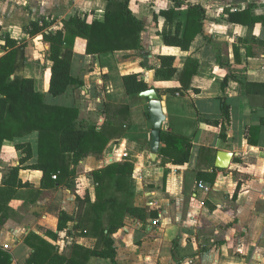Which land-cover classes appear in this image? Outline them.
<instances>
[{"label":"crops","instance_id":"obj_1","mask_svg":"<svg viewBox=\"0 0 264 264\" xmlns=\"http://www.w3.org/2000/svg\"><path fill=\"white\" fill-rule=\"evenodd\" d=\"M181 3L177 8L175 0H131L134 15L145 22L139 50L91 55L86 52L87 40L77 37L72 74L84 84L71 86L59 96L49 92V43L42 34L29 37L24 28L44 18L46 31H56L79 11H86L90 22L103 20L108 0H0V56L4 34L26 39L28 61L23 74L35 79L37 90L49 103L78 107L81 126L92 123L100 128L112 120L120 127L100 155L89 154L73 165V176L79 175L85 184L87 174L92 177L93 170L110 164L116 154L127 152L122 161L134 164L129 189L134 193L133 204L146 217L126 214L124 226L112 234L119 264H264V124L256 143L249 140L256 137L248 132L264 119V96L245 93L243 85L264 83V23L230 20L231 13L245 9L253 16H264V0ZM188 4L204 6L202 32L189 49L166 45L160 33L173 31L176 21L185 20ZM174 7L175 22L170 23L160 12ZM160 55L176 57L178 72L170 80L155 78ZM189 58L199 63V70L187 90H178ZM130 73H140L159 89L166 115L162 132L191 140L185 164H174L160 153L151 157L149 100L126 92L123 76ZM225 105L230 107V120L225 125L211 123L223 118ZM24 142H30L34 150L25 162V153L16 147ZM38 142L35 131L4 141L0 149V249L11 256V264H26L34 247L43 242L67 256L74 245L94 248L98 243L88 229L75 227L76 218L66 229H58L60 212L75 217L80 200L86 197L81 189L74 191L70 182L42 187L43 172L26 168L38 162ZM164 145L161 140L160 147ZM221 152L233 153L228 168L217 167ZM16 166L22 167L19 177L30 186L5 185ZM212 172H216L213 183L199 178ZM90 186L95 194L94 181ZM90 199L94 201L96 194ZM87 264L113 262L91 256Z\"/></svg>","mask_w":264,"mask_h":264},{"label":"trees","instance_id":"obj_2","mask_svg":"<svg viewBox=\"0 0 264 264\" xmlns=\"http://www.w3.org/2000/svg\"><path fill=\"white\" fill-rule=\"evenodd\" d=\"M131 0H108L105 18L103 20H88L86 11H79L64 22V27L56 31H46L48 23L44 18L33 21L24 28L29 37L43 35L49 43L47 59L51 61L49 92L59 96L67 92L69 87H81L82 79L72 74L73 46L77 37L87 40V54H103L118 50L142 48V33L145 22L136 17L130 7ZM176 7L182 5L181 0H175ZM176 7L161 10L170 23L175 22ZM206 14L201 4H188L185 20L175 22L173 31H163V42L166 45L189 49L193 39L202 32L203 20ZM230 20L243 24L264 23V16H253L249 9L230 14ZM27 41L4 34L2 48L4 54L0 56V149L6 140H15L32 132L39 133L37 147L38 162L26 166L43 172L42 187H56L68 184L73 177V165H76L89 154L100 155L110 140L120 132V127L109 120L100 128L95 124L81 126L78 124L79 108L51 104L45 94L38 91L36 81L26 77L23 71L27 65ZM160 66L156 67L157 80H170L178 69L174 65L176 57L160 55ZM145 64V63H143ZM199 63L189 58L180 74L181 87L187 90L191 78L198 72ZM123 83L129 95H138L150 88L159 89L145 81L140 73H130L123 76ZM245 93L264 96V83L244 82ZM160 92V91H159ZM150 116L149 113H147ZM231 111L225 105L223 118L210 122L225 125L230 120ZM264 119L258 125L251 126L248 132L256 139H249L256 143ZM224 138L225 134L221 133ZM164 146L159 153L174 164H185L189 160L191 140L185 136L170 132H161ZM17 149L23 150V162L33 157L34 150L30 142L16 144ZM22 167H13L5 185L9 187H26L29 183L19 177ZM134 172L131 161H115L107 166L93 170L96 199L80 200L79 209L75 217L61 211L58 229L64 230L68 222L76 218V228L84 227L91 234L98 237L97 246L88 248L74 245L71 255L67 256L54 251V247L43 242L36 245L26 264H87L91 256L109 258L113 264H119L117 248L112 234L124 226L126 214L138 218H145L144 211L133 204L134 193L129 189V180ZM57 177L54 178L53 176ZM199 178L213 183L216 172L202 173ZM157 213H154L156 216ZM9 254L0 249V264H11Z\"/></svg>","mask_w":264,"mask_h":264},{"label":"water","instance_id":"obj_3","mask_svg":"<svg viewBox=\"0 0 264 264\" xmlns=\"http://www.w3.org/2000/svg\"><path fill=\"white\" fill-rule=\"evenodd\" d=\"M142 98H147L148 102V111L150 114L151 121L153 123L152 130V141H151V157L155 158L159 153L161 146V132L162 125L166 119V115L163 110V102L159 92L155 88H150L146 91H142L138 94ZM233 157L231 152H221L218 155V168H228Z\"/></svg>","mask_w":264,"mask_h":264},{"label":"rangeland","instance_id":"obj_4","mask_svg":"<svg viewBox=\"0 0 264 264\" xmlns=\"http://www.w3.org/2000/svg\"><path fill=\"white\" fill-rule=\"evenodd\" d=\"M136 50H139V49H136ZM46 57H48V55ZM87 176L88 177H85L86 183L85 184H82V181H83L82 178L79 175H76V176L74 175L69 180V182H70L69 186H72V188H73L74 191H75V189H81L82 195H84V197H86V198H90L91 196H92V198H94V195L95 194H94L93 189H91V186H90V182H93L94 181V178L93 177H90V173H89V175L87 174ZM86 178H90V179H86ZM85 187L87 188L86 191L84 190ZM79 198L85 199V198H82V196H79ZM87 233L85 232V235H88Z\"/></svg>","mask_w":264,"mask_h":264},{"label":"built area","instance_id":"obj_5","mask_svg":"<svg viewBox=\"0 0 264 264\" xmlns=\"http://www.w3.org/2000/svg\"><path fill=\"white\" fill-rule=\"evenodd\" d=\"M127 156H128L127 152L120 153V154H116L115 156H113V157L110 158V163L115 162V161H122ZM53 177L56 178L57 176L54 175ZM199 185L201 187H203L204 189H207L208 188V186L205 185V184H203V183H200Z\"/></svg>","mask_w":264,"mask_h":264}]
</instances>
